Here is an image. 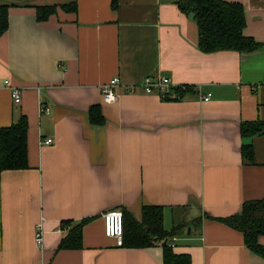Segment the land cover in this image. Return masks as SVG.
<instances>
[{"label":"crops","instance_id":"crops-1","mask_svg":"<svg viewBox=\"0 0 264 264\" xmlns=\"http://www.w3.org/2000/svg\"><path fill=\"white\" fill-rule=\"evenodd\" d=\"M224 1L243 7L255 51L202 53L176 0H117L114 9L112 0H0V128L28 123L27 169L0 173V264H163L162 243L116 247L104 235L103 212L139 221L146 206L161 208L167 244L175 237L173 253L190 264H264L241 233L210 220L264 198V134L240 132L264 123V0ZM45 7L54 13L37 20ZM146 76L190 88L169 100L125 92ZM114 77L121 85L108 104L101 87ZM9 87L20 89L18 105ZM83 220L81 247H60ZM257 242L264 248V235Z\"/></svg>","mask_w":264,"mask_h":264},{"label":"trees","instance_id":"trees-1","mask_svg":"<svg viewBox=\"0 0 264 264\" xmlns=\"http://www.w3.org/2000/svg\"><path fill=\"white\" fill-rule=\"evenodd\" d=\"M176 5L179 11L191 16L196 22L198 48L202 53L253 52L259 48V44L243 35L245 17L243 7L239 3L224 0H176ZM116 6L117 0H112L111 8L114 9ZM72 9L74 10V7ZM54 10L53 7L38 8L37 20L46 19L54 13ZM6 28L7 8L3 6L0 7V35ZM189 88H175L174 92L180 99ZM90 121L97 125L103 122L97 107L90 110ZM27 129L26 116H21L16 123L8 127L0 128V173L6 170L27 169ZM240 132L243 136L264 134V123H241ZM241 156L248 163L252 162L253 151L250 145L242 146ZM121 211L124 224L123 246L149 248L157 242L162 243L163 264H190V258L187 255L174 254L170 245L167 244L168 234L163 229L161 208L143 207L139 221L125 209ZM210 220L223 223L241 233L244 245L252 253L264 259V248L257 242V238L264 235V198L244 202L241 210L231 217L210 218ZM87 221L78 223L60 247H72L66 243L74 241L76 244H73V247L80 248V231Z\"/></svg>","mask_w":264,"mask_h":264},{"label":"built area","instance_id":"built-area-1","mask_svg":"<svg viewBox=\"0 0 264 264\" xmlns=\"http://www.w3.org/2000/svg\"><path fill=\"white\" fill-rule=\"evenodd\" d=\"M264 82V81H263ZM5 85H8V81H5ZM121 83L117 77L111 79L108 83L102 85L101 94L103 101L105 103H114L117 99L115 89L120 86ZM125 92L132 94L140 89L143 93L147 95H157L163 99H178L179 96L174 92L176 88L172 83L171 79L167 76L153 77L146 76L142 79L141 83L138 85L125 86ZM10 95L15 105H18L21 101V91L16 87H9ZM210 94L202 97L203 101H207L210 98ZM41 113L48 114L49 110L47 108L41 107ZM53 143L52 139H41V144L51 145ZM103 229L105 237L113 239L116 247H123V235H124V224H123V213L119 209H110L102 213ZM34 241L37 247H41L43 243L42 238V222L40 221L36 225V232ZM170 247L175 246V237L170 238Z\"/></svg>","mask_w":264,"mask_h":264}]
</instances>
